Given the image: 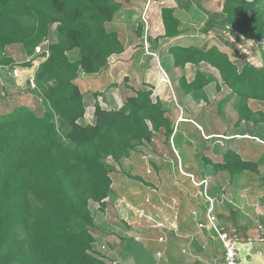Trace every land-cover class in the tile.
Masks as SVG:
<instances>
[{
	"label": "trees",
	"instance_id": "obj_1",
	"mask_svg": "<svg viewBox=\"0 0 264 264\" xmlns=\"http://www.w3.org/2000/svg\"><path fill=\"white\" fill-rule=\"evenodd\" d=\"M119 9L113 0H0V65L10 72L42 59L32 90L39 89L45 106L41 115L21 107L0 118V264H107L94 249L89 205L105 209L112 185L105 159L119 162L137 144L150 141L153 132L163 131L167 139L174 132L160 102L145 88L109 108L98 99L107 88L94 92L93 118L86 120L76 80L80 72H100L109 57L123 52L117 31L107 27ZM221 13L224 25L255 42L264 59V0H224ZM160 17L161 39L182 35L175 7L162 6ZM202 25L206 46H168L174 67L207 64L237 97L264 100V65L244 60L239 67L220 24L209 19ZM44 42L47 50L37 52ZM15 44L22 45L27 60L17 63L7 56L6 48ZM74 49L78 54L72 59L68 52ZM213 81L196 70L190 81L181 76L178 87L183 95L206 101L205 88ZM238 113L251 117L246 104ZM215 169L231 177L260 173L257 162L242 159L232 148Z\"/></svg>",
	"mask_w": 264,
	"mask_h": 264
},
{
	"label": "rangeland",
	"instance_id": "obj_2",
	"mask_svg": "<svg viewBox=\"0 0 264 264\" xmlns=\"http://www.w3.org/2000/svg\"><path fill=\"white\" fill-rule=\"evenodd\" d=\"M113 1L120 4V9L107 27L117 31L124 45L123 55L108 58L107 66L90 80L91 88L86 90L82 86L86 120L93 118V90L107 88L98 99L109 108L119 107L134 89L145 88L152 90L154 101L160 102L174 132L168 139L163 131L153 132L150 141L137 144L119 162L105 159L112 185L103 211L97 203L89 202L94 217L91 232L94 249L107 264H151L160 257L156 249L161 245L154 238L158 241L161 238L162 228L158 225L164 216L190 215L192 210H197L198 216L203 210L201 204L209 201L208 197L216 201V212L227 213L225 202L235 198L241 209L256 216L253 204L262 199L264 192V100L244 101L237 97L223 83L218 71L207 64L174 67L167 49L178 40L160 38L163 27L159 2L162 1V6L176 8L182 22V35L187 36L180 38L179 43L206 46L208 35L202 22L209 19L220 24L223 35L230 39L224 32L227 26L221 13L224 0H181V4L180 0H151L150 4L148 0ZM16 45L21 48V53L13 49L12 54H18L16 62L27 60L22 45ZM230 48L238 57L239 67L244 60L253 64L236 43ZM77 54L78 49L68 52L72 59ZM39 60L34 61L36 67ZM196 70L214 77L205 88L206 101L183 95L178 87L181 76L190 81ZM11 76L0 65V118L21 107L43 114L45 108L39 99V89L32 90L27 75L16 79ZM242 104L251 110L248 119L238 113ZM228 148L236 150L242 159L257 162L260 173L244 172L231 177L216 170L215 165L223 162ZM207 212L206 209L205 216ZM140 213L144 216L140 217ZM149 216L152 221L148 220ZM205 223L210 226L207 220ZM160 258L163 259L162 255Z\"/></svg>",
	"mask_w": 264,
	"mask_h": 264
},
{
	"label": "crops",
	"instance_id": "obj_3",
	"mask_svg": "<svg viewBox=\"0 0 264 264\" xmlns=\"http://www.w3.org/2000/svg\"><path fill=\"white\" fill-rule=\"evenodd\" d=\"M184 36L187 35H181L170 41H179V39ZM178 41L176 43H179ZM15 48L21 53V48L17 45H12L7 47L8 50H6V54L16 62L18 61L16 58L18 54H12L13 49L16 50ZM22 52L26 55L24 49ZM115 55L116 57H121L123 54ZM41 60L42 59L37 62H40ZM35 65L34 62L32 68H20L19 78L24 75H27L29 78V76L33 75L36 67ZM4 70H8L7 67H4ZM97 74H99V72L94 74L79 73L76 82L80 87L83 97L84 93L82 86L86 90L91 88L92 84L89 82ZM23 81H18L17 83ZM27 82L29 83L28 79ZM21 87L27 89L25 86ZM94 92H96V90H93V93ZM92 95L94 96V94ZM39 99L40 101H43L41 97H39ZM212 195L213 194H211V196ZM261 198V200H257V202L253 204L255 206L254 212L256 213V216L254 217H252V214H247V212L241 209V207L235 202V198L225 202L227 213L216 212V201L214 203L213 214L215 218L217 217V226L221 230L227 232L229 237L236 243L240 264H264V192ZM206 202L201 204L203 210L197 217H194L191 214H180L172 218L163 217L161 221L165 222L166 219H170L169 222H174L178 231L175 232L172 229L164 228H162L161 231L159 230L161 232L159 233L161 238L159 241L155 238L154 240L161 245L156 249V253L159 252L163 259L160 258V255V257L157 258L158 261H154L151 264H219L222 253L221 241L216 237L215 231L209 228H199L197 225L199 222H205L204 211L206 207H208V203ZM235 209L238 210V215L236 214L237 211H235Z\"/></svg>",
	"mask_w": 264,
	"mask_h": 264
},
{
	"label": "built area",
	"instance_id": "obj_4",
	"mask_svg": "<svg viewBox=\"0 0 264 264\" xmlns=\"http://www.w3.org/2000/svg\"><path fill=\"white\" fill-rule=\"evenodd\" d=\"M151 0H148L149 4H150ZM160 7H162L163 2H159ZM10 73L12 74L13 77L18 78L20 76V69L18 67H14L12 68V70L10 71ZM29 84L32 87H35V83H34V75L29 76L28 78ZM209 199V206L207 207V214L205 216V221L207 220V222L210 224V226L207 225V223L205 222H199L198 223V227L199 228H209L212 229L216 232V236L217 238L221 241L222 243V253H221V258H220V262L219 264H240V261L238 259V250H237V245L236 243L229 237L228 233L221 230L217 224H216V218L215 216H213L212 212L214 209V199H211L210 197H208ZM147 202L149 201V198L145 199ZM191 215L194 217H197V210H192ZM140 217L144 216L142 213L139 214ZM149 221H152V217L149 216L147 217ZM160 228H164V229H172L173 231L177 232V226L173 225L172 222H167V219L162 222L159 223L158 225ZM160 256V253H157Z\"/></svg>",
	"mask_w": 264,
	"mask_h": 264
},
{
	"label": "water",
	"instance_id": "obj_5",
	"mask_svg": "<svg viewBox=\"0 0 264 264\" xmlns=\"http://www.w3.org/2000/svg\"><path fill=\"white\" fill-rule=\"evenodd\" d=\"M224 32L227 33L228 37L250 57L254 65H258V66L264 65L262 52L257 44H255L250 39L242 36L240 33L236 32L235 30L231 29L228 26L227 28L224 29ZM47 48H48V43L44 42L37 48V52L47 50Z\"/></svg>",
	"mask_w": 264,
	"mask_h": 264
}]
</instances>
